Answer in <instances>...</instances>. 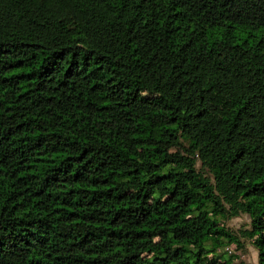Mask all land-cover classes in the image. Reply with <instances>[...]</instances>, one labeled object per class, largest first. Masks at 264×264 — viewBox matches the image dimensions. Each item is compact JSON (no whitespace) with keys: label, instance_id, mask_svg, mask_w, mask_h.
<instances>
[{"label":"trees","instance_id":"16d2710c","mask_svg":"<svg viewBox=\"0 0 264 264\" xmlns=\"http://www.w3.org/2000/svg\"><path fill=\"white\" fill-rule=\"evenodd\" d=\"M243 241L264 264V0H0V264Z\"/></svg>","mask_w":264,"mask_h":264},{"label":"rangeland","instance_id":"374dc122","mask_svg":"<svg viewBox=\"0 0 264 264\" xmlns=\"http://www.w3.org/2000/svg\"><path fill=\"white\" fill-rule=\"evenodd\" d=\"M248 218L241 217L235 218L229 221L228 226L234 230H238L247 225ZM232 252H234V256L236 260H234V264H257V255L256 252L250 247L248 241H243V248L240 250H236L235 248H230Z\"/></svg>","mask_w":264,"mask_h":264},{"label":"built area","instance_id":"2783aa9c","mask_svg":"<svg viewBox=\"0 0 264 264\" xmlns=\"http://www.w3.org/2000/svg\"><path fill=\"white\" fill-rule=\"evenodd\" d=\"M231 251V249H229ZM232 252V251H231Z\"/></svg>","mask_w":264,"mask_h":264}]
</instances>
